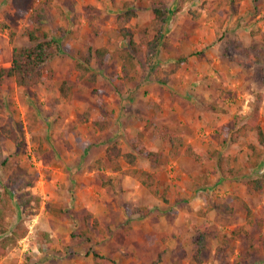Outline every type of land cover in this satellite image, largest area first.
I'll list each match as a JSON object with an SVG mask.
<instances>
[{
	"label": "rangeland",
	"instance_id": "rangeland-1",
	"mask_svg": "<svg viewBox=\"0 0 264 264\" xmlns=\"http://www.w3.org/2000/svg\"><path fill=\"white\" fill-rule=\"evenodd\" d=\"M61 1L68 8L74 7L72 0H0V66L11 65L14 45L29 44L25 31L32 14L46 16L40 24L59 45L50 61L55 72L54 88L42 84L19 87L13 78L1 85L4 106L0 110V155L8 160L0 166V192L10 175L28 170L35 177L33 185L25 190H30L36 199L27 206L30 215L22 207L10 209L8 228L12 230L24 220L27 233L0 256V264H94V253L112 258L114 264H135L127 263L131 246L128 235L123 233L128 230L124 213L148 216L154 223V233H149L147 240L140 232L133 242L140 245L143 241L139 247L144 254L141 264H191L201 236L197 226L202 225L209 226L213 239L207 258L200 264H232L247 247V235L222 245L221 252L217 248L224 234L229 235L241 225L253 232L254 228L246 224L244 202L264 218V193H254L246 185L250 176H264V156L258 167L239 177L224 178L216 160L170 157L167 138L170 132L183 129L186 138H196L203 151L216 145L246 159L248 144L257 142L255 132L236 144L223 145L215 137L225 125H233L239 114L247 113L255 93L263 89L260 74L264 40L255 32L264 29V0H171L165 34L176 48L175 54L185 55L187 62L166 84L156 79L155 72L159 65L169 69L176 59L162 46L152 66L139 56L140 68L133 72L132 82H126L120 61L116 60L104 69L93 64L95 77L90 74L89 79L76 81L74 64L89 41L94 48L108 45L110 51L126 45L121 37L109 43L108 36L125 2L129 1L138 13L130 25L139 40V28L151 24L152 0H87L83 12L76 13L74 9L68 17L64 16ZM222 16L224 24L219 27ZM238 40L250 49L253 58L236 47L233 42ZM68 79L76 81V85L67 99L59 87ZM150 102H158L161 111L148 108ZM162 103L169 108L164 109ZM212 103L226 111H213ZM101 114L110 122L105 130L94 125ZM184 121L188 122L185 126ZM261 125L264 126V102ZM11 132L19 135L17 141ZM136 134L144 137L149 148L160 152L158 162L148 157H140L137 162L139 169L156 173L158 196L138 177L139 184L129 187L133 189L131 193L125 192L121 179L115 187L104 186L103 179L112 173L89 167L91 160L105 156L106 148L114 141L119 140L129 151V138ZM93 170L96 177L90 189L87 181ZM93 189L104 200L115 201L118 208L111 216L102 213V221L85 206ZM206 195L212 200L231 195L241 199L232 202L231 214L219 209L202 214ZM52 202L65 206L66 215L51 214L47 206ZM143 207L147 208L145 213L137 209ZM86 211L92 212L102 228L92 229L90 238L78 234L80 218ZM259 234L264 235V227ZM247 262L264 264V251Z\"/></svg>",
	"mask_w": 264,
	"mask_h": 264
},
{
	"label": "trees",
	"instance_id": "trees-1",
	"mask_svg": "<svg viewBox=\"0 0 264 264\" xmlns=\"http://www.w3.org/2000/svg\"><path fill=\"white\" fill-rule=\"evenodd\" d=\"M170 1L152 0L150 10L151 24L139 28V33L141 34L139 40L136 39V31L130 25V21L138 16V13L134 8L130 7L129 1L125 2V7L116 16L114 27L108 32V36L109 43L113 38L121 37L126 41V45L110 51L108 45L94 48L93 44L89 41L86 50L81 55V59L74 64L78 72L76 81L87 80L90 78V74L91 78L92 76L94 78L95 72L92 73L93 64L98 68L104 69L108 67L110 61L116 60L120 61L126 82H132L135 78L133 72L140 68L139 56H144L145 61L149 64L148 66H152L162 46L164 50L172 53L176 60L169 69L159 65L155 75L156 79L162 84L170 82L182 65L187 62L185 55L175 54L176 48L172 45L170 37L165 34L166 23L170 17V11L167 7ZM180 9L178 8V11ZM45 17V15L36 16L35 14L29 17V24L25 31L29 44L14 45L11 50V65L0 66V110L4 106L1 85L9 78H13L19 87L30 88L42 84L47 88H54L55 72L50 61L59 50V45L58 41L50 35V32L40 24V20ZM219 19L218 25L222 27L225 18L222 16ZM255 33L261 35L264 40V29H258ZM233 43L245 54H248L252 58L254 57L250 49L246 48L241 41L238 40ZM76 81L64 80L59 87L60 94L67 99L70 98ZM260 85L263 89L255 93L248 112L239 114L237 121L233 125H225L223 130L217 133L215 137V140H218V143L223 142V145L228 142L236 144L251 132H255L257 142L248 144L245 160L242 159L240 154H232L219 149L216 145L203 151L191 142H188L181 134L180 129L168 134V155L173 158L187 156L198 161L205 159L216 160L219 172L224 178L239 177L246 170L258 167L262 163L264 156V126L261 125V106L264 102V67L261 69ZM210 106L216 112L226 111V109L219 108L213 103ZM151 107L155 108L157 112L161 111V106L158 102H150L148 108ZM109 124L108 118L103 116V114L94 121V125L100 130H105ZM20 129L23 133L22 126H20ZM220 134L222 135V139ZM11 135L14 140L17 141L19 139L18 134L11 132ZM85 147L86 145L83 146V148ZM129 147L130 150L125 151L119 140L114 141L106 148L104 157L93 160L89 164L90 169L109 170L117 173L118 176L106 175L102 181V185L104 186L112 185L115 187L118 185L120 183L119 175L137 176L145 188L150 190L155 196H158L156 173L149 169H139L137 162L139 157L154 158L158 162L160 152L149 148L141 134H136L129 138ZM7 160L8 158L0 155V166L5 165ZM123 163L126 164L123 165ZM34 177L35 175H30L28 170L16 171V173L8 177L6 184L2 186L4 187V191L0 192V256L7 253L8 247L17 245L18 241L27 233L24 220L18 221L15 228L10 230L6 225V217L10 209L17 206L22 207L26 215H30V210L27 206L36 198L30 190L25 189H29L33 185ZM246 185L254 193L263 194L264 176H250L247 179ZM16 192H18L17 195L14 194ZM204 197L206 204L205 209L201 212L202 214H206L213 209H219L224 214H231L234 211L232 202L241 199L236 195L228 196L226 199L216 198L215 200L210 199L207 195ZM244 206L247 209L246 224L254 228L253 232H250L244 225H241L232 230L229 235L224 234L221 245L217 248V251L221 252L223 250L222 245H228L242 234L247 235V247L243 250L242 255L232 264H248L247 261L249 259L264 251V235L259 234L264 227V218L254 213L245 202ZM47 209L51 214L58 217L66 215L65 206L59 202L49 203ZM137 209L143 213L147 211L146 207ZM80 219L79 235L90 238L92 229H100L102 231L99 220L93 217L92 212L86 211ZM197 227L201 236L196 241L197 252L191 258V264L204 262L208 256L213 239V232L209 229V226L202 225ZM93 257L94 264H114L112 258L102 254L94 253Z\"/></svg>",
	"mask_w": 264,
	"mask_h": 264
},
{
	"label": "crops",
	"instance_id": "crops-1",
	"mask_svg": "<svg viewBox=\"0 0 264 264\" xmlns=\"http://www.w3.org/2000/svg\"><path fill=\"white\" fill-rule=\"evenodd\" d=\"M72 1H74V7H72V8H68V5L66 3H64L63 1H61L62 2L61 3L62 4V11L64 12V16H66V17H68L70 15H73L74 14V9L76 10V13L77 12H83L84 11L83 10L84 9V3L87 4L88 1H92L93 2L95 0H88V1L87 0H72ZM87 11H88V9H86L85 12H87ZM71 25H72V23H71ZM224 52H225V50H224ZM137 82H138V80H137ZM130 85L134 86V84H130ZM131 88H133V87H131ZM162 105L164 106V109H166V107L169 108L168 104H166V103H162ZM178 111L179 110L176 108L175 112H178ZM163 112H164V110H163ZM170 113L172 114V112H170ZM189 122H190L189 125H192L191 121H189ZM185 123H188V122L184 121V124H182V125L185 126ZM186 133L187 132H184L183 129H181V134L185 138H186ZM195 139H193V138H188L187 139L186 138V140L188 142H191L194 146H196L198 148L200 146H202ZM168 150H169V146H168ZM125 151H127V150H125ZM139 159H140V157H139ZM91 161H93V160H91ZM88 163H90V162H88ZM85 173H87V172L85 171ZM109 173H112V175H117L116 172L109 171ZM89 174H90V176H92V178L88 179L87 183H89V185H87V186L91 189V187H93L94 182H95V177H96L95 176V171L93 170ZM79 177H81V174L79 175ZM136 177L137 176L121 175L120 179H121V182H122L123 187L125 189V192H128V193L130 192L131 193L133 189L129 188V187H131L130 185H132L134 183L139 184L138 180L136 179ZM81 178L83 179V176ZM93 179H94V181H93ZM130 181H132V182L130 183ZM96 189H97V187H96ZM96 189H93L94 191L92 190V192H91L92 196L88 197L87 203H86L85 206L87 207L88 210L94 212V214L96 216L99 215V217L101 218V221H102V219H104V218L101 217L102 213H108V215L111 216V214L114 212V209H116L117 206H116V202L115 201L113 202L111 199L104 200L103 198H101L99 193H97L95 191ZM98 197H100V198L97 199ZM116 210H118V208ZM121 217H123V216H121ZM138 217H140V218H138ZM121 219L123 220V218H121ZM124 219H125L124 221L127 224L126 226L128 227L126 229H128V230H123V233L128 235V238L127 237L126 238H127L128 242H130L129 246H131V253H130V256L127 258V263H129V261H132V263L141 264L143 262L142 258L144 257V254H142V252L139 251L140 250L139 247L143 246V244H142L143 241H141L140 245L139 244L133 245V242H134V240H136L138 238V236L140 235L139 234L140 232L143 233L142 234V236H143L142 239L147 240L148 237L150 236L149 233L150 234L154 233V230H155L154 229V223H152V220L150 219V217L145 216L144 218H142V216H140V215L137 216V214L132 215V216H128V215H126L124 213ZM104 223H106V222H104ZM157 253L158 252H156L155 255Z\"/></svg>",
	"mask_w": 264,
	"mask_h": 264
}]
</instances>
